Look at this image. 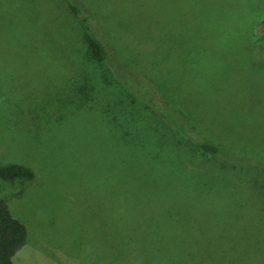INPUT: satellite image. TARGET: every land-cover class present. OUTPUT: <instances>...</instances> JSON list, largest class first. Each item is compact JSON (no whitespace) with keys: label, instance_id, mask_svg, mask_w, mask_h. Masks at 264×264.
<instances>
[{"label":"rangeland","instance_id":"rangeland-1","mask_svg":"<svg viewBox=\"0 0 264 264\" xmlns=\"http://www.w3.org/2000/svg\"><path fill=\"white\" fill-rule=\"evenodd\" d=\"M88 2L144 78L128 98L83 53L66 0H0V165L34 172L0 179L28 231L13 264H264V0ZM157 95L260 166L179 149ZM104 104L123 108L126 138ZM115 230L141 240L135 256Z\"/></svg>","mask_w":264,"mask_h":264},{"label":"trees","instance_id":"trees-1","mask_svg":"<svg viewBox=\"0 0 264 264\" xmlns=\"http://www.w3.org/2000/svg\"><path fill=\"white\" fill-rule=\"evenodd\" d=\"M88 1L90 0H66L71 14L76 17L82 29V36L85 41L83 53H85L89 61L98 67H103L107 73L105 81L108 83L111 80L109 85L116 83L121 85L123 92L128 98L127 91L130 94L134 92L127 85L131 86L130 83L135 81H137V84H140V82L144 81V78L139 75L136 77L134 72H130L129 70L131 69L127 68L123 61L118 58L115 49L110 44L111 39L106 37V33L101 32L100 27L104 30V25L90 12ZM90 88H95V84L87 79L84 87H80L81 95L88 96L86 92ZM157 96L156 102L158 103L159 114L168 127L167 131L177 135V146L179 149L183 148L185 152L193 154L196 158L203 157L207 161H228L232 163V167H235L234 164L240 166V161L243 162L244 167L252 166V164L260 166L261 163L258 164V161L251 155H247L246 152L215 143L204 137L200 129L186 117V114L180 108L171 106L169 101L163 99L161 95ZM121 102L123 103V101H118L115 105ZM101 114L106 117L109 115L107 118H102L103 121L105 120V126L107 127L108 125L107 120L111 124L113 121V130L120 133L121 137L126 138L133 131L130 126L131 124L129 122L127 123L123 108H114L113 112H111L108 105L104 104ZM136 138L141 140L139 137ZM260 174L264 182V170ZM33 178L34 172L28 166L18 163L5 166L0 165V179L3 181L13 183L17 180L30 181ZM114 232L117 236V240H115L117 242L116 244L123 247L126 255L131 254L135 256L133 250L139 248L137 245L140 244L141 240L133 237L132 233H122L118 230ZM27 239L28 231L26 226L13 216L8 203L0 198V264H13L14 255L27 243ZM182 261L184 262L185 260Z\"/></svg>","mask_w":264,"mask_h":264}]
</instances>
